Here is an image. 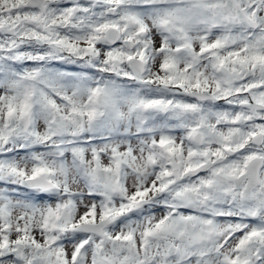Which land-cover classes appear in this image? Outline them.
Here are the masks:
<instances>
[{"label":"snow or ice","instance_id":"snow-or-ice-1","mask_svg":"<svg viewBox=\"0 0 264 264\" xmlns=\"http://www.w3.org/2000/svg\"><path fill=\"white\" fill-rule=\"evenodd\" d=\"M0 264H264V0H0Z\"/></svg>","mask_w":264,"mask_h":264}]
</instances>
